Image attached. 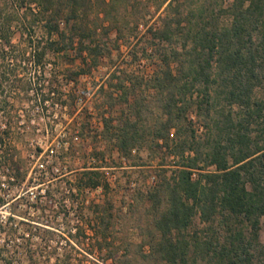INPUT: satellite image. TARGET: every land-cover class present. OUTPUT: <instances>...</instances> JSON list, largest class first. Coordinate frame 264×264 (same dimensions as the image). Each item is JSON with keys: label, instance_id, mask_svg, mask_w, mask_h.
<instances>
[{"label": "trees", "instance_id": "1", "mask_svg": "<svg viewBox=\"0 0 264 264\" xmlns=\"http://www.w3.org/2000/svg\"><path fill=\"white\" fill-rule=\"evenodd\" d=\"M152 8L161 12L159 26L146 25L143 34ZM122 45L134 64H157L149 76L114 67L99 92L95 143L77 121L79 132L49 139L46 152L29 148L45 154L46 167L17 157L13 140L29 146L42 115L77 109L62 84L36 76L59 70L52 57L80 62L81 76L112 61ZM0 117V171L10 185L30 173V184L42 185L58 177L64 159L83 161L68 171L74 182L65 198L0 190L1 207L19 202L0 218V233L15 237L30 210L83 222L86 193L109 189L106 169L116 152L134 168L159 159L158 181L141 197L151 219L149 264H264V0H0ZM100 220L102 234L92 229L99 248H55L49 264H95L90 257L104 251L106 261L115 259L121 250H111ZM75 229L74 240L89 239ZM14 252L0 246V264H12Z\"/></svg>", "mask_w": 264, "mask_h": 264}, {"label": "rangeland", "instance_id": "2", "mask_svg": "<svg viewBox=\"0 0 264 264\" xmlns=\"http://www.w3.org/2000/svg\"><path fill=\"white\" fill-rule=\"evenodd\" d=\"M144 12L143 9L141 14H144ZM149 14L151 17L148 15L142 21L143 26H140L139 29L143 34L147 29L146 25L149 27L159 26L161 12H155V9L152 8ZM136 41L137 39L133 40L132 43L135 44ZM130 50L131 48L122 45L121 51L114 52L112 61L106 59L98 70H92L81 76L77 75L80 70H76V66H80V62L76 66H72L70 61L64 62L62 59L53 56L52 59L58 63L59 70H48L45 74L36 76L41 79L53 80L59 85L62 84L64 86L62 92L65 94L63 98L66 99V96L74 95L78 102L77 109L73 114L70 108L63 110L58 108L51 116L42 115L41 127L43 129L35 133V139L32 140L30 147L25 145L23 141L13 140L18 148L17 152L13 150L15 155L17 157L21 156L25 160L29 158L33 169H42V164L46 167L49 159L45 154L36 156L29 150H35V147L39 145L46 152L48 146H51L48 142L49 139H61L68 134L75 133L74 129L78 128L76 125L78 123H83L89 144H94L95 141L93 142L92 139L99 134L102 128L100 114L96 109L99 102V92L101 88L107 86L114 67L128 68L145 76L151 75L155 70L156 61H144L134 64L130 57ZM136 50L140 49L137 48ZM22 76L24 75H20V77ZM34 76L32 74V77ZM27 119L26 116L22 117V122L25 123ZM77 121L78 123H75ZM195 122H197V129L203 132L201 124L197 120ZM3 123L4 120L0 117V129ZM31 125L33 126L34 122ZM78 132L79 130L76 133ZM76 160L71 156L61 161V165L58 166L61 173H57L58 170L54 171L58 177L52 180L49 179L47 183L38 186H33L29 182L32 173L29 174L26 180L10 185L0 171V190L3 194L11 196H24L27 193L32 195L38 192L43 194L46 190H52L56 191L57 198H65L68 194H72L71 189L74 182L68 171L83 164V161L78 162ZM158 162L159 159L147 166L134 168L127 161L122 163L119 155L114 152L113 159L110 162L112 167L106 169L110 187L108 190L100 188L86 193V203L83 206L86 215L84 219V215L82 217L83 222L77 221L73 214L68 216V214L62 212L56 216L49 212L42 213L30 210L28 216L18 220L21 222L17 227L20 230H18L15 237L0 233V246H6L11 250L17 248L20 250L19 253H11L13 256L12 264H49L54 260L53 257L50 258V251L55 248L75 246L81 252L99 248V243L103 244L102 237L93 236L92 229L102 234L100 218L105 217L109 228L107 242L111 245V250L119 249L121 252L117 254L115 259L109 261H106L107 251H104L105 255L96 253V255L90 257V260L94 261L95 264H125V255H127L131 264H149L150 248L147 244L150 230L148 227H151V219L146 216L145 209L148 206L143 203L141 197H143L148 187L153 186L158 181L157 175L160 173ZM20 164L21 169L30 166L28 162H20ZM211 170L213 169L211 168ZM17 203L19 202L14 200L3 207L0 206V218L4 220L10 216L12 206ZM65 204L70 207L71 200L66 198ZM75 226H80L88 234L89 239L79 240L81 242L74 240L69 232L74 234L76 232Z\"/></svg>", "mask_w": 264, "mask_h": 264}, {"label": "built area", "instance_id": "3", "mask_svg": "<svg viewBox=\"0 0 264 264\" xmlns=\"http://www.w3.org/2000/svg\"><path fill=\"white\" fill-rule=\"evenodd\" d=\"M42 167V166H41Z\"/></svg>", "mask_w": 264, "mask_h": 264}]
</instances>
